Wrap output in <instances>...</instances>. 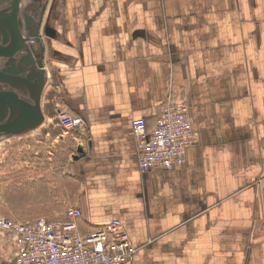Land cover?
<instances>
[{"label":"crops","instance_id":"0c3cea01","mask_svg":"<svg viewBox=\"0 0 264 264\" xmlns=\"http://www.w3.org/2000/svg\"><path fill=\"white\" fill-rule=\"evenodd\" d=\"M40 35L44 121L5 141L0 215L76 206L83 233L120 219L133 264H264V0H45ZM172 90L197 141L180 166L141 171L131 121L152 129ZM57 107L84 128L62 137ZM17 245L0 230V262Z\"/></svg>","mask_w":264,"mask_h":264},{"label":"built area","instance_id":"2783aa9c","mask_svg":"<svg viewBox=\"0 0 264 264\" xmlns=\"http://www.w3.org/2000/svg\"><path fill=\"white\" fill-rule=\"evenodd\" d=\"M56 120L62 137L85 126L84 120L64 107L56 108ZM135 137V154L141 171L170 170L185 161V150L197 141L191 127L189 101L172 90L158 106L155 125L146 128L143 118L131 121ZM82 209L68 206L65 219L49 221L37 217L28 223L10 220L0 215V230L18 239L13 257L0 264H133L137 252L124 230L122 221L114 218L95 230L83 233L78 220ZM258 231L264 235V208Z\"/></svg>","mask_w":264,"mask_h":264},{"label":"water","instance_id":"95a60500","mask_svg":"<svg viewBox=\"0 0 264 264\" xmlns=\"http://www.w3.org/2000/svg\"><path fill=\"white\" fill-rule=\"evenodd\" d=\"M44 9L45 0H0V140L26 134L44 121ZM44 32L55 36L48 27Z\"/></svg>","mask_w":264,"mask_h":264},{"label":"rangeland","instance_id":"374dc122","mask_svg":"<svg viewBox=\"0 0 264 264\" xmlns=\"http://www.w3.org/2000/svg\"><path fill=\"white\" fill-rule=\"evenodd\" d=\"M27 1H29V0H25V2H27ZM26 134H22V135H26ZM19 136H21V135H19ZM9 138H11V137H7V138H4V139L0 140V148L2 146L6 148V149H4L2 151L0 150V167L5 169L3 172L6 173V174L3 177L6 178L7 180L9 179V172L10 171H14L16 169L15 164L11 163L12 161H14V156H13L12 152H10L7 149V148H9V144L8 143L5 144V141L8 140ZM45 142L46 143H41L40 144V150H41V147H43V150H45V149L47 150L48 143H47V141H45ZM43 150H41V151H43ZM45 159H47V158H45ZM5 204L9 205L7 202ZM262 237L264 238V235H262Z\"/></svg>","mask_w":264,"mask_h":264},{"label":"flooded vegetation","instance_id":"af4514ba","mask_svg":"<svg viewBox=\"0 0 264 264\" xmlns=\"http://www.w3.org/2000/svg\"><path fill=\"white\" fill-rule=\"evenodd\" d=\"M44 59V58H43Z\"/></svg>","mask_w":264,"mask_h":264}]
</instances>
